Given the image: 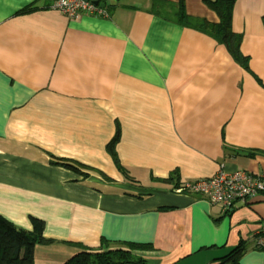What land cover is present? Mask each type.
Instances as JSON below:
<instances>
[{"label": "crops", "instance_id": "obj_1", "mask_svg": "<svg viewBox=\"0 0 264 264\" xmlns=\"http://www.w3.org/2000/svg\"><path fill=\"white\" fill-rule=\"evenodd\" d=\"M52 1L0 0V216L42 222L54 241L33 264L122 242L147 244L150 264H218L237 246L238 264H264V191L223 212L177 190L219 167L264 176V0L232 5L243 64L180 21L218 23L205 0H99L105 14L75 20Z\"/></svg>", "mask_w": 264, "mask_h": 264}, {"label": "trees", "instance_id": "obj_2", "mask_svg": "<svg viewBox=\"0 0 264 264\" xmlns=\"http://www.w3.org/2000/svg\"><path fill=\"white\" fill-rule=\"evenodd\" d=\"M205 2L207 6L216 11L219 18L218 23L197 22L182 12H179L180 21L185 24H199L200 27L216 34L225 42L232 57L243 64L245 58L238 49L240 37L230 29L231 10L235 0H205ZM117 139L118 134L116 133L107 143V149L114 158L117 168L120 172L125 173V169L120 165L114 149ZM54 163L83 176L88 174L86 166L71 159L61 158L54 160ZM53 241L44 237L43 224L39 220H34L33 229L26 231L0 216V264H33L34 246L38 243H51ZM122 244L123 246L120 247L108 248L107 243H104L102 244L105 246L104 250H82L71 257L66 264H150L141 255L136 254L137 250L146 249L147 244L133 242H122ZM242 252L241 246H237L220 258L218 264H238Z\"/></svg>", "mask_w": 264, "mask_h": 264}, {"label": "built area", "instance_id": "obj_3", "mask_svg": "<svg viewBox=\"0 0 264 264\" xmlns=\"http://www.w3.org/2000/svg\"><path fill=\"white\" fill-rule=\"evenodd\" d=\"M94 0H53L51 7L63 13L68 19L75 20L83 12L105 14V10ZM177 190H186L201 195V199L215 204L223 212H227L239 199H249L264 191V176L258 173L237 169L226 172L219 167L215 174L208 178L187 181L178 186ZM205 210L201 215H206ZM257 247L264 249V222L255 236Z\"/></svg>", "mask_w": 264, "mask_h": 264}, {"label": "water", "instance_id": "obj_4", "mask_svg": "<svg viewBox=\"0 0 264 264\" xmlns=\"http://www.w3.org/2000/svg\"><path fill=\"white\" fill-rule=\"evenodd\" d=\"M95 3H98L99 6H104V3L97 2V0H94Z\"/></svg>", "mask_w": 264, "mask_h": 264}, {"label": "clouds", "instance_id": "obj_5", "mask_svg": "<svg viewBox=\"0 0 264 264\" xmlns=\"http://www.w3.org/2000/svg\"><path fill=\"white\" fill-rule=\"evenodd\" d=\"M94 2V1H93ZM97 2H99V0H97ZM95 3V2H94ZM96 4H98V3H96ZM99 5V4H98ZM101 7V6H100ZM53 9V8H52Z\"/></svg>", "mask_w": 264, "mask_h": 264}]
</instances>
